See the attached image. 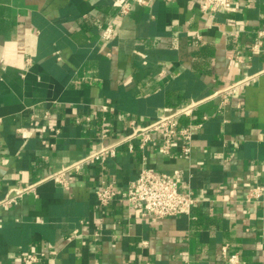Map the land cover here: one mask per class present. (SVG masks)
I'll use <instances>...</instances> for the list:
<instances>
[{"label":"crops","instance_id":"crops-1","mask_svg":"<svg viewBox=\"0 0 264 264\" xmlns=\"http://www.w3.org/2000/svg\"><path fill=\"white\" fill-rule=\"evenodd\" d=\"M234 4L208 15L198 0H152L119 16L112 0H0V200L35 184L0 206V264L29 254L42 264H230L224 246L237 264H264V197L246 198L264 186V0ZM112 20L118 34L104 41ZM248 75L243 90L218 93ZM193 100L183 121L201 126L189 158L133 141L72 172L69 188L48 178L98 149L103 124L121 137L129 120L143 126ZM145 161L183 171L180 189L197 200L189 213L158 220L97 202L102 177L123 190Z\"/></svg>","mask_w":264,"mask_h":264},{"label":"built area","instance_id":"built-area-1","mask_svg":"<svg viewBox=\"0 0 264 264\" xmlns=\"http://www.w3.org/2000/svg\"><path fill=\"white\" fill-rule=\"evenodd\" d=\"M152 0H112L117 6L119 16L127 15L135 4L146 6ZM201 13L214 15L223 10H235L234 0H198ZM118 34L116 22L110 21L101 31V38L104 41L114 39ZM259 44V42H258ZM256 75V74H255ZM255 75H248L240 78L221 90L220 94L237 93L243 90ZM201 101H191L175 109L168 110L165 114L158 116L143 126L131 119L128 122L130 132L124 136H114L113 131L106 124H103L99 132L98 149L82 157L76 162L54 171L48 178L56 180L65 188H69L72 180V172H78L87 164H104L106 158L117 154L123 144H128L131 151L134 150L133 141H138V146L145 149L147 146L156 144L158 150L167 156L176 154L180 158H189L193 147L194 132L201 124H194L192 121H183L191 118ZM183 171L175 170L173 173L156 172L147 162L143 163L138 177L131 181L127 188L118 189L114 182H108L101 178L99 186L95 190L97 202L103 207L108 206L114 200L126 201L132 208L141 210L143 215L153 216L156 219L168 216H176L189 213L197 200L192 190H181L180 179ZM35 184L24 188H13L0 200V206L15 204L21 197L33 190ZM264 197V186L255 185L248 189L247 200L260 201ZM99 235L98 231L95 232ZM79 232L75 230L74 236ZM225 259L231 264L240 261L237 253H228V247H223ZM24 264H42L40 255L29 254L23 256ZM149 264V263H147Z\"/></svg>","mask_w":264,"mask_h":264}]
</instances>
